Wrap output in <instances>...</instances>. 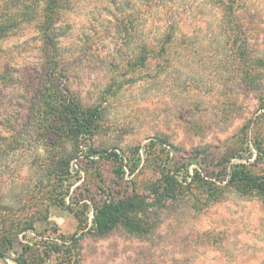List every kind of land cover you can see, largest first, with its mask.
Instances as JSON below:
<instances>
[{"label":"rangeland","instance_id":"obj_1","mask_svg":"<svg viewBox=\"0 0 264 264\" xmlns=\"http://www.w3.org/2000/svg\"><path fill=\"white\" fill-rule=\"evenodd\" d=\"M217 1L65 0L52 32L56 59L69 62L72 91L103 104L106 116L61 179L47 173L51 146L28 115L51 58L39 27L44 0H0V246L8 264H264L263 200L226 191L213 201L193 178L223 170L259 105L238 82L239 50L223 35ZM240 11L260 52L264 0H243ZM172 22L171 60L133 67L134 50ZM8 110L21 133L16 142L5 128ZM259 124L264 136V118ZM91 146L121 158L87 157ZM163 170L183 186L165 207L139 212L148 231H95L94 202L138 193L151 203L147 187Z\"/></svg>","mask_w":264,"mask_h":264},{"label":"trees","instance_id":"obj_2","mask_svg":"<svg viewBox=\"0 0 264 264\" xmlns=\"http://www.w3.org/2000/svg\"><path fill=\"white\" fill-rule=\"evenodd\" d=\"M242 1L219 0L217 8L221 12L224 37L232 47H238L239 50V60L235 68L238 82L254 93L259 105L253 115L247 117L240 129V148H233L232 153L220 161L219 166H223V170L213 178H201L197 172L193 178L201 182L213 201L221 199L226 191H236L243 195L257 196L264 202V136L260 135L261 131L257 128L261 126L259 122L264 118V49L260 52L252 50L248 33L253 22L248 20L250 22L248 24L241 17ZM64 8L65 0H44L39 14L42 15L39 27L49 42L51 58L47 61L48 72L43 84L37 89V101L28 112L33 119L32 128L35 135L42 137L51 146L52 154L46 164L47 173L61 179L68 176L71 162L83 152L80 148L82 141L90 140L100 133L106 116L103 104L84 103L72 91L69 85V62L56 59V42L52 32ZM4 28L0 25V36L4 33ZM176 35L177 25L172 22L160 34L140 44L127 60L137 68L147 67L153 60H171ZM7 112L9 115L7 114L8 117L6 116L4 120L8 124L5 128L16 142L21 133L18 132L19 129L15 124V114L13 112L11 114L10 110ZM253 129L255 132L249 138ZM160 141L166 143L162 138ZM100 154H106L117 160L121 158L115 151L93 146L86 152L87 157ZM235 157L245 160L234 163L231 159ZM182 186V180L163 170L162 177L147 187L154 195L152 196L154 201L151 203L146 201L147 196L138 193L119 199L109 198L94 202L95 231L105 235L119 226L137 234L148 231L149 227L145 226L139 212H146L149 205L165 207L168 201L177 198L178 190ZM28 226L25 228L34 229L32 223ZM28 248L31 249L32 246ZM55 250L59 251V247L56 246ZM7 251V248L0 246V256L6 260L9 258Z\"/></svg>","mask_w":264,"mask_h":264},{"label":"water","instance_id":"obj_3","mask_svg":"<svg viewBox=\"0 0 264 264\" xmlns=\"http://www.w3.org/2000/svg\"><path fill=\"white\" fill-rule=\"evenodd\" d=\"M0 264H8V262L6 261V259L0 256Z\"/></svg>","mask_w":264,"mask_h":264}]
</instances>
